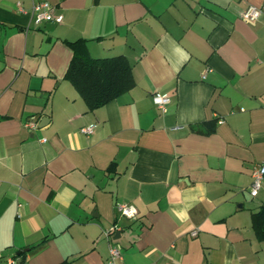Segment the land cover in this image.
I'll list each match as a JSON object with an SVG mask.
<instances>
[{
  "label": "crops",
  "instance_id": "1",
  "mask_svg": "<svg viewBox=\"0 0 264 264\" xmlns=\"http://www.w3.org/2000/svg\"><path fill=\"white\" fill-rule=\"evenodd\" d=\"M38 1L61 22H36ZM78 38L135 85L88 110L64 78ZM260 163L264 0H0V264H108L112 245L115 264H264Z\"/></svg>",
  "mask_w": 264,
  "mask_h": 264
},
{
  "label": "trees",
  "instance_id": "2",
  "mask_svg": "<svg viewBox=\"0 0 264 264\" xmlns=\"http://www.w3.org/2000/svg\"><path fill=\"white\" fill-rule=\"evenodd\" d=\"M68 44L72 48V57L64 78L76 89L88 110L106 104L135 85L131 66L124 56L92 57L83 38ZM216 122L217 119L203 121L191 125V129L197 133L210 134L215 130ZM251 226L255 237L264 240V206L252 212Z\"/></svg>",
  "mask_w": 264,
  "mask_h": 264
},
{
  "label": "built area",
  "instance_id": "3",
  "mask_svg": "<svg viewBox=\"0 0 264 264\" xmlns=\"http://www.w3.org/2000/svg\"><path fill=\"white\" fill-rule=\"evenodd\" d=\"M19 5V3H18ZM19 8L21 9L20 5ZM31 13L35 15L36 22L41 21H52L61 22L62 14H53L52 5L47 1L34 2L31 6ZM261 15V8L255 5H248L247 8L242 12L241 18L247 23L254 24L255 21ZM152 101L155 106L161 111L165 112L170 98L167 94H162L159 92L152 93ZM29 126H34V122L29 121L27 123ZM93 124L83 126L79 130L84 134H90L94 129ZM262 180H264V163L256 165L252 170V181L249 187V192L251 196H255L261 187ZM117 209L121 215H125L128 218L135 219L137 215L136 208L129 204H118ZM192 236L197 234V230L194 229L190 233ZM109 259L108 264H115V261L120 258V250L117 246L112 245L109 249ZM6 264H19L15 257H8Z\"/></svg>",
  "mask_w": 264,
  "mask_h": 264
},
{
  "label": "water",
  "instance_id": "4",
  "mask_svg": "<svg viewBox=\"0 0 264 264\" xmlns=\"http://www.w3.org/2000/svg\"><path fill=\"white\" fill-rule=\"evenodd\" d=\"M118 233V232H117Z\"/></svg>",
  "mask_w": 264,
  "mask_h": 264
}]
</instances>
